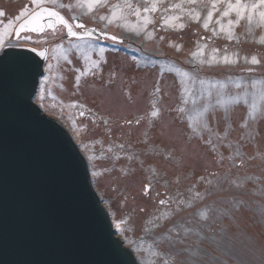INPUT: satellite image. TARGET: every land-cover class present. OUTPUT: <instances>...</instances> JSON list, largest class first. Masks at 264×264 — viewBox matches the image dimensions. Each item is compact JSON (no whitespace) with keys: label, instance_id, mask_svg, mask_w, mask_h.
Wrapping results in <instances>:
<instances>
[{"label":"rangeland","instance_id":"obj_1","mask_svg":"<svg viewBox=\"0 0 264 264\" xmlns=\"http://www.w3.org/2000/svg\"><path fill=\"white\" fill-rule=\"evenodd\" d=\"M59 2L75 5L77 0ZM110 2L122 3L123 0ZM253 2L255 0H242L246 4ZM132 3L150 7L152 0H132ZM178 3L184 9L199 12L200 22L192 21L187 14L181 15V9L170 7ZM165 6L170 8L167 13L142 12L140 19L127 15L126 20L118 21L122 27L113 25L107 29L127 39L126 42L61 40L65 34L63 26L55 33L50 30L28 33L33 41L37 38L42 41L35 46H49L46 71L36 101L45 112L64 122L148 201L157 216L173 213L161 221L174 244L170 250L177 254L181 264H264V120L253 122L248 117L253 103L258 113L264 108V101L260 99L264 84L254 86V81L264 80V43L260 42L264 26L258 24V17L251 23L241 20L239 25L233 26L234 39L228 40L225 33L213 35L202 26L211 0H198L196 4H188L186 0H164L157 5L158 8ZM24 7L30 11L36 8L30 0H0V10L6 13V17L0 19L6 24ZM61 10L69 18L79 16L86 8ZM99 11L105 12L104 9ZM144 15L152 17L154 23L148 24L147 30L138 36L135 29L143 24ZM171 15L181 17L172 24L183 23L185 27L164 25L163 17ZM218 16L217 12L210 28L219 29L215 24ZM81 19L87 26L102 27L104 23L92 21L88 16ZM228 19L235 20V13L221 22L227 24ZM147 32H154L155 38L145 39ZM11 39L14 40V36ZM99 48L105 49L106 64L100 61ZM225 55L237 63L224 64L222 57ZM254 55L260 64L250 63ZM213 57L216 63L201 67V60L211 61ZM92 60L100 61L102 73L92 68ZM162 67L172 71H164L161 77ZM92 72L99 74L93 76ZM183 72L192 77H185L189 92L180 90L179 73ZM111 73L115 75L110 77ZM227 77H232V81ZM201 79L216 84L217 89L219 84L226 83L229 94L247 93V103L242 100L239 105L229 104L233 109L230 112L231 131L218 145V152L186 135L190 132L188 125L198 117L196 109H203L209 103L207 97L199 98L208 86H202ZM236 83L241 84L240 89ZM154 84L162 88V99L156 105L160 109L157 117L151 116ZM192 98H197L195 105ZM221 98L230 101V95ZM216 99L214 90L211 103L215 104ZM183 100H188V115L181 119L175 109L184 106ZM223 116L221 108L211 117V126L221 134L226 127ZM229 143L231 147L227 146ZM237 150L240 155H236ZM221 154L223 159H220ZM146 186H150L147 191ZM196 193L203 199L196 197ZM161 200L166 203L160 204ZM189 202L192 207H187ZM169 247L165 244L164 250Z\"/></svg>","mask_w":264,"mask_h":264},{"label":"water","instance_id":"obj_2","mask_svg":"<svg viewBox=\"0 0 264 264\" xmlns=\"http://www.w3.org/2000/svg\"><path fill=\"white\" fill-rule=\"evenodd\" d=\"M89 28L97 29L91 38L112 34ZM63 38L74 37L65 31ZM31 47L48 54V45L35 41L0 52V264H155L153 253L165 247L156 241L169 231L149 202L67 126L87 158H95L89 160L94 184L111 221L64 122L35 101L46 58ZM14 53L31 61L26 78L13 71Z\"/></svg>","mask_w":264,"mask_h":264},{"label":"snow or ice","instance_id":"obj_3","mask_svg":"<svg viewBox=\"0 0 264 264\" xmlns=\"http://www.w3.org/2000/svg\"><path fill=\"white\" fill-rule=\"evenodd\" d=\"M31 5L34 7H38L39 11H30L28 7H24L20 10L19 14L15 16L13 19L8 20L5 24L2 19H0V51H4L7 47H25L29 44V42L33 41V36L28 33H44L46 29H51L54 33L58 30V26H63V29H66V35L77 38L79 40H84L85 38H91L93 36L94 31L96 28H89L85 22L82 21V16H88L92 21L99 20L103 23V26L99 28V31L105 33L106 30L110 27L115 25L116 27H122L123 25L118 23V21L126 20L127 15H135L138 19L141 18V13H155L157 11H161L163 13H167L170 11L168 6L163 8H158L157 5L163 3L164 0H152L151 6H144L140 7L136 4L132 3V0H123L122 3H111L110 0H77L75 5L72 4H64L59 2V0H30ZM188 4H196L198 0H186ZM49 4L52 7H40L41 5ZM223 4L224 7L220 8L218 5ZM171 8H179L181 9V15L187 14L190 19L194 22H200V13L196 12L193 9H184L182 4H173L170 6ZM65 8H86V11L82 12L79 16H71L66 18L65 15L62 14L61 11L57 9H65ZM104 9L105 12L101 13L99 10ZM219 13V16L215 20V24L219 25V29L217 30L216 27H211L210 24L213 22V17L216 13ZM232 13H235L236 19H228L227 24L222 23L221 21L225 17H230ZM247 14V15H245ZM0 17H6V13L0 10ZM22 17H27L20 23L18 27H14L15 22L21 20ZM254 17H258V24L260 26H264V0H255V2L246 4L242 3V0H236L235 3H232L231 0H211L210 9L206 12V16L203 19V28L205 30H209L213 33V35H219L220 33H225L226 38L228 40L234 39V31L233 26L239 25L241 20L246 19L249 23H251ZM181 17L177 15L165 16L163 17V24L172 27V28H180L183 29L185 24L181 23L179 25L172 24V21L179 20ZM143 24L138 28L135 29L136 34L138 36L142 35L147 30V25L150 23H154L152 17L148 15H144L142 17ZM73 21V22H70ZM22 33H25L23 36ZM110 39L113 42H122L119 40V37L115 34H108ZM15 37V39H11V37ZM147 40H152L155 38L154 32H147V35L144 37ZM161 40L164 39L163 36L160 37ZM42 41L37 38L35 43L40 44ZM261 43H264V37L260 39ZM175 46V45H174ZM79 47V46H78ZM179 50V48H177ZM31 51L36 53L40 57L47 58L46 50H38L37 47H31ZM99 56L100 61H103L104 64L107 63L105 58V49L99 48ZM218 51V50H216ZM12 55V63H13V71L20 77L26 78L27 75L32 71V64L31 61L27 57H23L19 54H11ZM193 55H196L193 53ZM89 57H86L88 59ZM224 64H235L237 61L235 59L230 60L227 55L222 57ZM97 60H92L91 65L94 69H99L102 73L101 63ZM215 57L211 61H203L201 60L199 63L201 67L205 64L211 66L213 63H216ZM245 62L248 63V58L245 57ZM250 63L252 65L260 64L261 61L254 55L251 57ZM51 67V65H50ZM164 71L171 72L170 68L165 69L161 68L160 73L161 77L163 76ZM247 71L252 72L253 69H248ZM93 76L98 75L97 72L91 73ZM115 73H111V76H114ZM180 75V84H181V91L182 92H189V89L185 86L186 81L185 77L192 79V77L187 72L179 73ZM229 81H232V77H227ZM243 79V78H241ZM77 81H79V77H77ZM112 80L110 78L109 83ZM199 83L203 86L207 84V88L203 90L199 94V98L203 99L205 97L208 98L209 103L203 109L197 108L196 111L198 112V117L194 123H190L188 127L190 128V132L186 133L189 139H199L205 145L209 146V149L213 152H218V145L223 143L229 136L231 131V122H230V112L233 110L229 107V104H236L239 105L243 100L244 103H247L245 97L247 96L246 92H236L235 94L227 93L228 85L226 83L219 84V89H217L216 84L208 83L206 80L201 79ZM255 84H264V80H256L254 81ZM237 89L241 88L240 83H236ZM216 90L217 99L215 104L211 103V99L213 96V91ZM162 92V88L157 84L153 85L152 96L153 99L151 100V104L153 107V111H151L152 117H157L160 114V109L156 107V105L161 101L162 97L160 93ZM224 95H230V101H226L221 97ZM129 99L131 98V92L128 93ZM260 99L264 101V88L261 89L260 92ZM197 103V98H192V104ZM183 107H177L175 111L178 114V117L183 119L185 116L188 115V100H183ZM223 109L224 116L223 119L225 120L226 127L221 134L218 130H214L211 126V117L215 115L220 109ZM84 115L83 112L80 113ZM248 117L251 121L256 122L258 120H264V108L257 112V105L253 103L251 105V110L248 112ZM191 120V117L188 116ZM104 123H107V120L104 117H100ZM127 123H131V121H127ZM139 123V120H137ZM151 123V121H149ZM247 127V124L245 125ZM215 137V140L213 139ZM231 147V143L227 145ZM87 147V145H85ZM123 148V145H120ZM174 151V149H173ZM171 153H169V156ZM236 155H240L239 150H237ZM132 159V156L128 157ZM88 159L94 160L93 156H89ZM220 159H223L222 154L220 155ZM143 163V162H141ZM95 175V173H93ZM204 177H201V180H204ZM211 183V181H209ZM150 186H146L145 191L148 190ZM196 197L203 199V196L200 193H196ZM160 204H165L164 200L159 201ZM181 204L184 203L183 200L180 201ZM187 207H192V203L189 202ZM239 208H236L238 211ZM171 215L172 212H164L161 213L160 216L154 217L155 220H166ZM203 215V213L201 214ZM207 218V217H205ZM154 228L162 227L160 224H154ZM157 247H160L164 244H169V249L164 250L160 248L159 251L154 252L153 256L156 258L155 264H181V262L177 259V254L171 252V247H174L171 238L166 234H161L160 239L156 241ZM143 264H153L152 261H145Z\"/></svg>","mask_w":264,"mask_h":264}]
</instances>
